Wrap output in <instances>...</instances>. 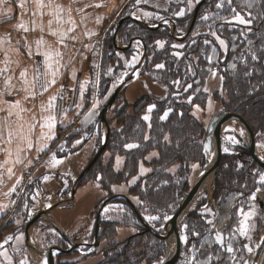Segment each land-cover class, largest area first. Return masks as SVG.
<instances>
[{"label": "crops", "instance_id": "0c3cea01", "mask_svg": "<svg viewBox=\"0 0 264 264\" xmlns=\"http://www.w3.org/2000/svg\"><path fill=\"white\" fill-rule=\"evenodd\" d=\"M185 1L186 6L183 9L185 8L193 16L197 3H193V6L188 8L187 0ZM19 2L20 0H8L7 3H0V37L10 33L12 48L19 49L18 52L9 51L7 58L4 52L0 50V69L5 67L8 69L7 72L0 74V92H4L6 77H12L11 84L13 85L11 94L5 93L0 96V108L5 109L0 111V137H2L0 138V205H7V208L0 210V244H3V247H0V264H15V262L21 260L29 261L28 264H41L27 251L25 232L20 227H23L38 211H46V215L61 226L66 236L74 238L81 245V248L88 249L92 245V242H90L91 235L93 232L95 234L97 211L100 209L102 202L108 198L109 193H111V196L128 197L136 208L139 203V195L134 194L133 190L141 182V186H144L154 169L173 177L180 171L181 161L176 158L168 160L167 154H165V151L168 153L167 148L170 146L179 145L177 136L175 137L173 132L174 135H171L167 131L160 132L157 135L154 133V136L151 135L155 114L158 113V122L167 123L173 120L174 107L171 101L182 102L189 105L190 114L197 122H202L209 115L206 120L208 126L210 118L219 111L216 110L218 101L215 95L223 91L224 79L221 82L220 77L223 74L217 69H213L216 72L215 77L212 76L211 72H208L202 90L205 100L204 102H197L196 95L194 93L190 94V88L188 87L187 93L176 91L170 93L169 98V86L162 79L165 67L164 69L156 68L157 64H163V62L156 63L149 73L143 72V66L147 61L146 44L140 36H133L127 41V38L121 35V26L123 23L128 22L127 27L140 24L151 30L166 26L171 30L173 26L175 30V20L172 17L176 11L170 10V4L176 2V0H141L140 4H136V0H52L54 5H61L65 8L63 14L65 20H67L68 15L67 9H72L71 16L76 26L73 32L68 33V38L64 40V44L58 42L59 38L57 36L50 34L47 27L48 21L53 19V30H66L72 27L71 24H57L55 19L48 14L52 11L49 8L43 9L44 15L41 16L36 9L34 0H27V11L18 6ZM43 2L47 4L49 0H43ZM131 3H134L135 6L132 7L133 5H131L132 8L129 10V4ZM85 5L92 6L85 7ZM95 5L101 6L96 7ZM207 7L209 6L207 5ZM9 8H11V12H8ZM77 9H83V11L78 12ZM32 12H36V15L33 16ZM144 12L151 13L152 16L143 17ZM128 16L130 18L121 24L114 42L113 38L118 21ZM137 16L142 18L137 19ZM157 16H162L164 19H157ZM97 18H99V22H97ZM33 20L37 24L42 23L44 25L43 32L39 28L32 30ZM21 21L26 24L29 31L25 32L23 29L16 27ZM165 21H168V23H165ZM89 33H95V35H89ZM106 33L112 36L111 39L116 52L119 51L125 58H119L121 64L119 71H117L119 67L117 63L112 65L111 61H109L111 66H105L103 69L99 68L100 55L97 44L103 40ZM41 37L46 42L41 46V52L48 49L53 51V56L49 61L52 64L51 69L45 65L44 56L36 54V41ZM71 37H75V39ZM185 37L186 34L183 37H177L175 42L180 44ZM132 39H134V42L131 47L126 48V45ZM136 40L141 41L139 46L135 44ZM17 41L20 43L17 44ZM25 43L31 46L33 55H28V48L24 46ZM65 44L67 47L64 46ZM8 47L7 44L2 46L5 49ZM56 51H59L60 56L54 54ZM128 51L132 53L129 58L125 55ZM144 52L145 57L143 59ZM6 59L9 61L7 64L5 63ZM127 63L128 65H126ZM132 64L134 65L132 66ZM37 65H40L41 71L45 73V81L52 79V72L54 71L56 82L49 86L47 91L43 92H41L39 82H36L34 86L30 84V92L36 93L33 96L23 90L24 84L20 79V72L26 68L28 72L27 79L31 82ZM73 73H75V76H73ZM81 86H83V95H81ZM118 86H122V89L115 99L116 103L113 104V109L115 106L117 107L118 101L121 99L126 107V112L133 114L134 103L138 99L143 96L151 99L140 114L142 123L138 125L140 133L124 141L119 146L118 151L110 152L111 170L115 175H125V179L121 182L111 183L109 189H105L101 186V176L99 174L95 179L79 185L80 181H77V179L97 151V141L99 140V144H101L104 138L100 119L96 120L98 116L96 112L103 103L105 105ZM186 91L183 90V92ZM26 96L27 99H25ZM53 96L56 97L52 101L54 106L48 107L50 98ZM16 100L20 101V106L24 111L11 109L13 114L9 116L8 105L4 104L3 101L14 102ZM162 101H165L164 106L159 109L160 106L157 105V102ZM152 105H155V107L149 112L148 108ZM165 112H168L167 118L161 119ZM106 114L108 115V113ZM107 115H105V125L108 128V136L110 129L122 130L123 124L121 123L119 127H116V122L113 121V128L108 123ZM47 116L54 117V120L51 121L54 127L51 129L41 127L42 124H45L44 117ZM145 116H148L149 119L144 120L143 117ZM178 116V118H181L180 110H178ZM30 125H35V127L30 128ZM9 129L15 133L11 145L6 142ZM101 130L102 134H100ZM21 136L25 139H21ZM49 136L52 138L48 139ZM165 136L168 137L167 141L164 139ZM206 136L207 131L203 139L202 152L204 157L209 156V153L204 151ZM173 137L174 141L176 140L174 144ZM29 141L33 145L31 149L28 148ZM77 141H80V143H77ZM150 141L155 145L149 147ZM127 144L138 146L128 149L126 148ZM18 147L20 148L19 153H17ZM39 148H43V151H38ZM6 149H10L11 154ZM153 153L157 155L154 156ZM54 154L55 158L61 161L55 165L53 164ZM102 154L100 156H103ZM18 156L21 161L19 163L16 162ZM141 165L147 170L144 173L140 171ZM9 168L12 170L11 176L8 173ZM199 168L192 174L193 180ZM44 177H48V179H44ZM18 180L19 183H17ZM133 180H135L134 183ZM13 187H15V191H11ZM26 199H31V202L28 204ZM117 200L123 199L117 198L105 204L100 218L120 223L121 218L115 217L118 212L113 205L117 203L125 207L126 205L116 202ZM17 204L21 205L22 211L24 210L25 215L23 217L25 219L21 223L8 226L12 223L13 217L16 216ZM49 204L51 207H48ZM256 206L264 214V211L257 204ZM110 207L116 213L110 212L108 214ZM243 209L252 210L249 206ZM242 218V216L238 217V227ZM249 224L256 226L251 221ZM50 227L55 229L57 234L59 232L63 235L45 220H40L30 230L31 238L42 248L44 246L38 241L36 229ZM259 227H254L249 233L250 235L254 233L255 240L252 236V239L248 240L239 235L241 238H245V240L242 239L246 241L245 243H249V246L254 248V252L259 253L255 256L253 264H264V246L261 249L255 248V245L260 242V236L264 235V227H261L262 229ZM137 232H139L137 226L126 221L116 226L115 239L120 241ZM77 235H82L83 239H77ZM8 236H12L13 239L5 244L4 240ZM17 237L21 238L17 239ZM102 244L99 242L96 251L102 247ZM5 252L7 256L3 255ZM95 252L84 254V258L81 257L82 254L77 253L80 255L77 264H86L90 259H94L91 264L97 262L101 257ZM259 256L260 260L258 259ZM247 257H249V253L246 254L245 258Z\"/></svg>", "mask_w": 264, "mask_h": 264}, {"label": "rangeland", "instance_id": "374dc122", "mask_svg": "<svg viewBox=\"0 0 264 264\" xmlns=\"http://www.w3.org/2000/svg\"><path fill=\"white\" fill-rule=\"evenodd\" d=\"M218 2H219V0H212V2L209 5V7H205V8L202 9V11L200 12L199 17H198V21H197L198 24H197L196 28L194 29L193 33L191 35H189L188 39L184 40L180 44L175 42V41H176L177 37H183L187 33V32H185V27L188 24V19H189V16H190V12H187V10L185 8L183 9V7L186 6L185 5L186 4L185 0H176V2H171L170 10L173 9L177 13L181 9H183L185 14L183 16L174 15L172 17L175 20V30H174L175 34L174 35H172L171 34V30H169V35H171V36L168 37L167 35L164 34L165 30H163V28H160L161 29V33H159L158 37L155 38V40H151L148 37L149 40L147 41L148 44L146 46L147 61L145 62L146 64H144V66H143V72L150 71L148 69V67L152 68L154 65H156V63L152 64V61H155L157 59H162L163 57H166V56L174 57L175 59H180V58L182 59V56L186 55V53H190V50L192 48L193 40L196 37H198V36H202V37L205 38V40L209 41V43L208 44H203V46H205V47H203L201 50H199V52L202 53L201 56H200V60L198 61L197 57H195V60H197L201 64H204V68L202 69V71L205 73L204 81H205V77L207 76V73L209 72L208 71L209 68L219 70L220 72H222L223 76H224V74L232 76L233 74H236V72L238 71V64H243L244 65V66H240L239 67L240 70L242 69V67L245 70L255 69L256 73L254 71V73H253L254 77L255 78L262 77V75L264 74V70L262 68L254 67L253 65L250 66V64L247 62V69H246L245 68V62L242 61L241 58H235V59L231 58V59L227 60V65L220 64L221 60H223L224 58H227V54L229 53V50H228L229 47L225 51V49H223L219 45L218 41H217V43H218L217 47H215V45H213V43H215L214 40L216 39V36H219V37L221 36L223 39H225L226 43H227L226 39H228L229 41L233 40L234 44H232V45H235V47H234L235 50H234V48H232V50H234V52L237 53V48L238 47H237L236 44L239 43V39L240 38L243 39V40L247 39V35H249V38H251V39H252L253 36L256 37L255 34H253L251 31L250 32L248 31V26L247 25H240L238 22H235V21H233L232 23H228V21H232V18H233V15H234V13L231 12V8H236L237 11H239L242 15L245 16V19L249 18L247 16V12H251L253 16H256L255 12L256 13L263 12L264 5H262V4H264V0H249V2L252 3V5H253L251 8H248L246 4L242 3V0H232V5L231 6H229L227 4V0H225L224 7L221 8V9H217L215 5ZM131 5H133L132 7L135 6L134 3L129 4V10H131V8H132ZM165 15H167V14H165ZM197 15H198V13H197ZM205 15L209 16L208 20H203L202 19V17L205 16ZM132 27L133 28H131V31H129V32H131L132 35H134L135 33L143 34L142 30L136 28L137 25H134ZM229 28H230V30H229ZM213 32L216 33V36L212 35ZM231 32H232V34H231ZM238 33H243L240 36V38H239V34ZM227 34H230V35H227ZM109 36L110 35H108V33H106L104 35V37H103V40L97 44V47H99L98 52H99V55H100L99 68L103 69V68H105V66L106 67L111 66L109 64V61H111L112 65H115V63H117V65L119 66L117 71H119L121 69V67H120L121 64L119 62V58L120 57L124 58V57H123L122 54H120L119 51L116 52L115 48H113L110 45ZM186 36H187V34H186ZM233 38H235V39H233ZM157 41H160L163 44V47L159 46L157 44ZM254 42L255 41H252V45H254ZM173 45H184V47L183 48H174ZM227 45H228V43H227ZM213 48H215V49L217 48L215 55L213 54ZM219 49H221V51H219ZM251 50L254 51L255 48H252ZM168 52H169V55H168ZM248 52H249V49L246 50V52L242 53L245 58L247 57V55H249ZM176 53H181V55L178 56V55H176ZM131 54H132L131 51H128L127 53H125L127 58H129L131 56ZM239 56H241L240 52H239V55L237 57H239ZM209 57H211V62H209V59H208ZM220 57H222V59ZM124 59H123V61H124ZM246 60H247V58H246ZM180 61H182V60H180ZM233 62H235L236 65H237V70L236 71H234L232 68L229 67V65L231 63H233ZM121 63L123 64V62H121ZM160 64H162V63H160ZM163 64L165 65V63H163ZM126 65H128V63ZM133 65L134 64H132V66ZM174 65L175 64H173L172 68L174 67ZM197 67H198V65H197ZM145 68L148 69V70L146 71ZM173 69H175V67ZM175 70H177V69H175ZM168 71L169 70H166V74H168ZM191 72L193 74V72H194L193 69H192ZM181 76H183V77L180 78V73L177 74V72L175 73V71H174L172 73V77H171V80H176V81L179 80L178 87L179 88H183L180 93H187L188 90L186 92H183V90L187 89L188 85H191L190 94L194 93L196 95V97L198 98V100L201 101L202 100V94L199 95V91L202 92L204 83H202V85L196 84V82L192 80V77L190 75V76H188L190 78L189 81H187V79H186L187 84L184 85L185 75H181ZM242 79L246 80V83H247V79L248 78H246L244 76ZM250 80H249V83L245 84V87H246V90L248 91V93L251 91L253 86L264 85V82H263L264 78H262V81H259V82H252ZM175 86H177L176 83L174 84V87ZM184 96H186V95H184ZM215 98L218 101V107H217L216 110H219V111L220 110H224L226 105L228 106L229 101H230L229 97L226 95V92L224 91V88H223V91L221 93H219V94L217 93L215 95ZM114 103H116V100L114 101ZM113 104H112V106H113ZM122 105H123V103H122V101L120 99L118 101V104H117L118 109H117L116 106L114 107V109L111 106V108L107 112L108 115L106 114L107 117H108L107 118L108 123L112 127H113V124H114L113 121L116 122L115 123L116 127H119V124L117 123L116 118H117V114H119L118 110L122 107ZM103 106H104V103H103V105L101 107L98 108V111L96 112L97 114L100 113L101 108ZM115 112H116V114H115ZM235 113H236V115H238L240 117L241 113H239V112H235ZM121 118H122V116L120 117V120H121ZM181 118H184V120H189L190 119V118L186 117L185 114H182ZM208 118H209V115H208V117H205L202 122H200V123L197 122L196 124L193 125V130H194L195 133L193 132V136L192 137H195V138L198 137V133H199L200 136L202 134H205V131H206V128H207L206 120ZM253 123L257 124L256 122H253ZM261 123L264 124V118L262 119ZM232 127L233 126H231L230 129H232ZM261 128L262 127H260V123H259V125H256V132L257 133H254L252 131V135H253V140L255 142L256 147L259 148V150L261 152H264V148L260 147L261 144H264V129H263L264 127L262 128L263 131L259 132V129H261ZM102 130L104 131L103 126H102ZM102 130H101L100 134H102ZM236 132H237V130L236 131H229L227 129V130L223 131V133H222L221 151L223 152V154H225V155L227 154L228 157H229V155H236V149L234 148V145L236 146L237 144H232L230 141L226 140V137L227 136H234L236 139L238 138L239 140L238 139L237 140L241 143V141H240L241 139H240L239 135H237ZM107 141H108V139H107ZM97 142L98 143H97L96 147H97V150H98V148L100 147L99 145H101V144H99V140ZM225 147H227L229 149L228 152L224 151ZM110 148H111V144L109 145L108 149H105V148L103 149V151L101 152V153H103L102 154L103 156H101L100 164L98 166H95V165L93 166V172H92L93 179H95L99 175V174L98 175L96 174L99 170L101 171V170H103V168L105 166H109V158H110V152H111ZM186 152L190 156L188 157L187 161L185 160V158H183L184 161L181 162V163L184 166L181 167L180 175L178 173V174L174 175V177H170L167 174L159 172L155 179H152L150 182H145L144 186H141L142 185V182H141V183L138 184L139 188L138 189L136 188V190L134 189L135 190L134 192L136 194L143 195V196H145L144 195V191H145V189H147L150 192V195L145 197V199L148 202H150V203L152 202L153 204H155V206L160 207L161 209L166 207V209H165L166 211H163V213L160 214L161 218L158 219V220H155V221H149V220H147L145 218L147 215H157V213H156L157 210H155L154 207L149 206L147 211H145V207L143 206L142 207V213H141V211L139 212L140 215L144 218V220L150 226H152L154 228H157V227L159 228V227H161L164 224V222L167 220V219H164V216L169 217L177 209L178 204L182 200L183 196L185 194H187V192L190 190L189 189L180 198V200L177 201L178 203H176V206L173 207V206L169 205L173 201L172 197L173 198L176 197L175 193L177 191L179 193H180V191H182L181 185L183 183H185V184H187V188L188 187L191 188V186L193 184L192 182L194 181L192 174H194L195 170L198 167L201 168V167L205 166L208 163V161L211 159V157H212V150H211L210 153H209V156L204 157V161L200 162L198 160L199 157H198L197 153H194V151L191 153V152H188L187 150H185L184 152H181V153L182 154H186ZM251 159H252L251 162L255 161V160H253V157ZM245 160H247V159H245ZM193 165H196V167L194 168ZM240 165H242L241 162L239 163V167H240ZM257 166L259 167V170L256 172L257 177L255 179V189L257 187H261V189H262V188H264V185H261L259 183V174L260 173H264V164H258ZM255 170H256V168L253 167L251 172L253 173ZM185 173H186V175H185ZM165 182H167V187L161 188L160 186L166 185ZM82 184H84V183H82ZM175 190H176V192L172 194L171 191H175ZM206 198H207L206 192L203 191L202 194H201L200 201L204 200ZM140 199H141L140 201H143V199L141 197H140ZM242 199H246L243 202L247 201V197H244L243 195H241V196L240 195H238V196L234 195V196H231V197H229L227 199V203H226V206L224 208V214H223V216L221 218V222L218 223V225L220 224V228H223V229L226 228L230 224V223L228 224V222H231V221L233 222L232 226L234 224H236L234 227H238L237 220H238L239 215L237 213H238V210L240 208L239 204L243 203V202H240V200H242ZM26 202L29 204L31 202V199H26ZM214 202H215V200H214ZM248 202H249V200L246 202V204ZM252 202L255 205V208H254L255 215L252 218L249 219L248 223H250V221L254 222L256 224V226H257V227L255 226V228H258L259 226H260L259 228H261L263 226L264 214L261 211L258 210V208L256 206V201H252ZM217 203L216 202L214 203L215 206L212 204L214 208L211 207L210 204H208V205L204 204V206L207 205L208 209H211V212L215 213L217 215V206H218V205H216ZM139 204H141V203H139ZM243 205L244 204H241L240 206H243ZM20 206L21 205L17 204V206H16L17 207L16 216L13 217V220H11L12 223L7 222L8 224L10 223L8 226L14 225L15 223H17V221H19V223H21L25 219V217H23L25 215V212H24V210L23 211L21 210ZM200 206H203V205H200ZM113 207H114V209L117 210L118 214L111 207H110V209L108 211V214L110 212H115L116 213L115 217H120L121 218L120 223H118V224H123V222L129 221V224H135V226H136V223H135V221H133L134 219L132 218V214H131V212H130V210L128 208H126L124 205H121L119 203L114 204ZM232 209L235 211V214H233L231 216V221H230L229 218H230V212L232 211ZM203 211H204V209L200 210V212L199 211H194V212H197L198 215L201 216V212H203ZM248 211H250V210H244V212H248ZM126 216L128 218H126ZM186 217H185V219H186ZM123 219H124V221H122ZM207 219H213V216L209 214L207 216ZM187 220L188 219L184 220L182 222V224L180 225V228H179V236H180V241H181V250H183V252H182V257H180V254H179V258L177 259L175 264H189V261L191 260V257H192V254H193L192 253V246L195 245L196 248L200 249V244L202 242V238L205 236L203 231H205V229H207V224L205 222H203V223L194 222V221H192V218L189 221H187ZM214 221H215V219H214ZM185 224L188 225L187 229H185V227H184ZM234 227H232V229ZM51 229H52V227L46 228V229H36V235H38V241L41 242L43 244L44 248H46V249L52 247V248L58 250L59 246L62 245V247H64L61 250H64L62 253H64V252L65 253L60 255V256H58L59 254H56L55 258H53L54 260L52 259L53 260V264H77L78 263V257L80 258L81 254H82L81 257L84 258V254L85 253H81L79 250H85V249H83L81 247L79 248V250L71 249V246H72L71 242L66 237L65 238L67 239V241H65V239L60 236L59 232H58V234H57V232L54 233V232L50 231ZM232 229L230 231H232ZM193 231H197L201 235L200 236H194L192 234ZM185 235L188 236V242L187 243H185L183 241V239H182V237H184ZM251 236L254 237V240H255L254 233ZM76 237H77V239H83L82 235H77ZM261 237H264V235L260 236V238ZM210 238L213 240L212 236ZM71 239L76 242V240L74 238H71ZM242 239L245 240V238H243V237L241 238L239 236V234L236 233V237L233 240V243H235L237 245V249H240V252H238L236 255L234 253V255L236 256L237 260L235 262H233L230 259V256H229V259L224 261L223 264H242L243 260H245L246 254H248V252H246V249H244L243 244L240 245V243H245L246 242L244 240L242 241ZM88 240H90V239H88ZM228 240L226 242H228ZM102 241H105V240H102ZM141 241L142 242L138 243L139 245L132 247L134 253H137V255H136L135 259L131 260V262H130L131 264H147L148 263V259L146 258L145 251H144V247H146L145 239H142ZM160 241H162V240H160ZM90 242L93 243V241H90ZM104 243H107V241L103 242V244ZM213 243H212L211 247H209L208 245H205L204 248L200 249V251L196 253L197 258L198 259L201 258V253L215 252V250H214L215 248L213 246ZM57 245H59V246H57ZM73 251H76V252L80 253V255L77 254V253H73ZM165 252H166V249H165ZM97 255H99L101 257V253H98ZM161 258L162 257H160V259ZM258 259L260 260V256H259ZM159 260H157V261H155L153 263H150V264H156ZM88 261L89 262H87L86 264H91L94 261V259H90ZM27 262L29 263V261H27ZM96 263L97 262H94L93 264H96ZM215 263H216V260L214 259L212 264H215ZM15 264H20V262L19 261L17 263L15 262ZM251 264H253V263H251Z\"/></svg>", "mask_w": 264, "mask_h": 264}, {"label": "trees", "instance_id": "16d2710c", "mask_svg": "<svg viewBox=\"0 0 264 264\" xmlns=\"http://www.w3.org/2000/svg\"><path fill=\"white\" fill-rule=\"evenodd\" d=\"M211 2H212V0H207L206 2H204L201 5V7L198 10V15L196 16L195 22H194L190 32L187 34V36L185 37L184 40L188 39L189 35H191L193 33L194 29L196 28V26L198 24L197 21H198V17H199L200 12L202 11L203 8L207 7V5L209 6L211 4ZM262 5H264V4H262ZM262 13H264V8H263V12H260V13L255 12V15H256L255 17H257V19H255L253 21V23L250 26H248V28L249 27L251 28V32L253 34H255L256 37L253 36L251 39V38H249V35H247V39L243 40L240 38L242 33H238L240 39H239V43L236 44L238 47L237 53L234 52L235 48H234V50H232V48H233L232 44H234L233 43L234 41L233 40L229 41L228 39H226L227 43L229 45L228 46L229 47L228 48L229 53L227 54V58H224L223 60H221L222 57H220L221 58L220 64L227 65V60H229L231 58H241V56L237 57L239 55V52L242 55V53L246 52V50H248V49L251 50L252 48H255L254 51L256 52V54L258 56H260L259 62L252 61L250 58V55H247L246 62H248L250 64V66L253 65L254 67L262 68L264 70V53L259 51L261 48H264V40H263L264 39V16H262ZM191 20H192V13L189 16L188 24L185 27V32L188 30L189 25L191 23ZM127 24H128V22H125L121 26V35H123L124 38H127V41L133 36H140V37H142V39L144 40V42L147 46V44H148L147 41L149 40V38L151 40H155V38L158 37L159 33H161L160 28L151 30V29H147V28L143 27L140 24H136L137 25L136 28L142 30L143 34L135 33L134 35H132L131 32H129V31H131V28H133V27H127ZM161 28H163V30H165V32H164L165 35H167L168 37L171 36V35H169V29L167 27H161ZM229 30H230V28H229ZM231 34H232V32H231ZM227 35H230V34H227ZM111 37L112 36H109L110 45L114 48L113 41H112ZM220 38L223 39L221 36H220ZM223 40H225V39H223ZM247 40L255 41L254 45H252V44L249 45L247 43ZM193 41H195V43L192 42V48L190 50V53H186V55L182 56V59L181 58L175 59L174 57L166 56V57H163L162 59H157L158 61L157 60L152 61V64L153 63L155 64L158 62H163V61H164L163 63H165L166 69L164 71V75H163L162 79L169 86V98H170V93L172 94L176 91L181 92V90L183 89V88H179L178 84H177V86L174 87V84H175L174 81H176V80H171L172 73L174 71H175V73L177 72V74L180 73V78L183 77L181 75H185L184 85H186L187 81H189L190 78L188 76H190V75L192 77V80L195 81L196 84L202 85V83H204L205 73L202 71V69L204 68V64H201L198 61L200 60V56L202 54L201 52H199V50H201L203 47H205V46H203V44H205L204 43L205 38L202 36H198ZM214 41H215V43H213V45H215V47H217V45H218L217 40L215 39ZM219 51H221V49H219ZM248 54H249V52H248ZM168 55H169V52H168ZM195 57H197L198 61L195 60ZM180 60H182V61H180ZM173 64H175L174 67L177 70L173 69L174 67L172 68ZM189 65H191V70H189ZM197 65H198V67H197ZM240 66H244V65L238 64V71L236 72V74H233L232 76L224 74V91L226 92V95L230 99L228 106L226 105L224 110L229 111L235 115H236L235 112L241 113L242 116L240 115V117L243 118L247 123H249V125H250V127L254 133H257L256 132V125H259V123H260V127H262V128L264 127V124L261 123L262 119L264 118V86L259 87V89L256 92H253L252 95H249L248 91L246 90V87H245V84L249 83V80L247 79V83H246V80L242 79L244 77L243 72L245 71V69L242 67V69L240 70V68H239ZM148 69L150 70L152 68L148 67ZM148 69H146V71ZM192 69L195 73L194 76L191 72ZM166 70H169L168 74H166ZM255 73H256V70H255ZM262 78H264V74L262 75V77H259V78H255L253 75L251 77L250 81L259 82V81H262ZM186 79H187V81H186ZM177 81H179V80H177ZM200 94H202V100L199 101L198 98L196 97V101L197 102H204L205 95L203 92L199 91V95ZM150 100L151 99L147 96H143L140 99H138L136 101V103H134V113L133 114H128L126 112L125 105H122V107L118 110L119 114H117L116 121L118 124L122 123L123 128H122V130L110 129L108 141L106 143L105 149H108L109 145L111 144L110 150L111 151H118L119 146L124 141H126L127 139L132 138L133 136L138 135L140 133V131L138 129V125L142 124L140 114L144 110L146 104H148V102H150ZM171 102H172V105L174 107V114L172 116L173 120H170L169 122L163 124V123H160L157 121L158 120V113L155 114V116L153 118L151 135L154 136V133L157 135L160 132L163 133V131L164 132L167 131V132H170L171 135L175 134V137L177 136L176 138H178L179 145H175V147L170 146L169 148H167L168 153L165 151V154H167L168 160L171 158H176V159L180 160L181 162H183L184 161L183 158H185V160L187 161V159L190 155H188L187 152H186V154L181 153V152H184L185 150H187L188 152H191V153L193 151H194V153H197L198 157H199L198 160L200 162L204 161V155H203L202 149H203V139H204L205 134H202L200 136L198 133V137H196V138L192 137L193 132H194L193 125L197 123V120H195V118H193L192 115L190 114L189 105L184 104L182 102H175V101H171ZM163 103H165V101L157 102V105L159 104V106H160L159 109H162V106H164ZM178 110H180L182 112L181 117H182V114H185L186 117L190 118L189 119L190 121L184 120V118H178L179 117L178 116ZM115 114H116V112H115ZM121 116H122V118L120 120ZM253 122H256L257 124H254ZM262 128L259 129V132L263 131ZM206 131H205V133H206ZM175 141H174V137H173V144L175 143ZM148 145H149V147H151L152 145H155V144L152 141H150ZM240 149H244L242 155H238V154L237 155H229V157H228L227 154L226 155L223 154L221 156V159H220L219 168H218L216 181H215L214 192H213V199L215 200L216 203L218 202L217 205L219 207L221 218L224 214V208L226 206L227 199L229 197L234 196V195L238 196L241 193H243V196L246 197L249 193H251V191H253L255 189V179L257 177L256 172L259 170V167L257 166L255 161L254 162L252 161L253 163L251 162L252 157H251L250 153L248 152V150L244 146L241 145ZM163 153H164V151H163ZM244 158L247 160H245ZM100 159H101V156L98 157V159L94 162V164L91 166V168H89V170L85 173V175L80 179L79 184L86 183L87 181L93 179V177H92L93 166L94 165L98 166L100 164ZM111 161H112V159L110 158L109 166H105L103 168V170H101V171L99 170L96 173L97 175L100 174V176H101L100 183H101V186L105 189H109V185L111 183L121 182L125 179L124 178L125 175H123V174L122 175H115L113 173V171L111 170ZM240 162L242 163V167H241V165L239 167ZM183 166L184 165H181V167H183ZM253 167H255L256 170L252 173L251 170ZM159 172H162V171H157L154 169L153 173L148 177V181H146V182H150L152 179H155ZM180 172H181V168L179 171V175H180ZM162 173H164V172H162ZM164 174H166V173H164ZM185 175H186V173H185ZM168 176H170V175H168ZM170 177H173V176H170ZM165 183H166V185H162L160 187L161 188L167 187V182H165ZM138 188L139 187H137V189ZM181 189H182V191H180V193L178 191L176 192V190L171 191L172 194L176 192L175 193L176 197L175 198L172 197L173 201L169 205H171L173 207L176 206V203H178L177 201L180 200V198L190 189V187L187 188V184L183 183L181 185ZM135 190H133L134 194H136L134 192ZM136 195H138V194H136ZM109 196H111V193L108 194V197ZM140 197L143 199V201L146 200L145 199L146 196L139 195V200H141ZM204 201H205V199L202 200V202H204ZM116 202L124 203L126 205V207L130 210V212L132 214V218L134 219L133 221H135L136 226H137V230L139 232L129 236L126 239L117 241L115 239V236H116V226L118 225V222L111 221V220H105L103 218H100V222L98 225V231H97V239L101 243H103L105 241H107V243L102 244V247L98 251H96V253H101V258L97 261L96 264H131L130 263L131 260L135 259L136 255H137V253H134L132 247L139 245L138 243L142 242L141 241L142 239H145L146 247H144V251H145L146 258L148 259L147 264L153 263V262L159 260L160 257H163V255L165 254V249H166L164 242L160 241L155 236H153L151 233L146 231L144 224L140 221V219L137 217L134 209L132 207H130L129 204H127L124 200H117ZM149 206L154 207V209L157 210L156 211L157 215H159V216L161 213H163V211H166L165 210L166 207L161 209L160 207L155 206V204H153L152 202L151 203L149 202L148 207ZM142 207H143L142 204L138 203L136 205L137 210L139 212L141 211V213H142ZM233 214H235V211L232 209V211L230 212V218H229L230 221H231V216ZM126 218H128V217L126 216ZM191 218H192V221H194V222H200V223L204 222L202 220L201 216H199L198 213L194 212V211L190 212L186 217V219H188L187 221L191 220ZM221 218H220L219 222H221ZM232 223H233L232 221L228 222L229 225L227 224L228 226L226 228H224L223 231L230 233L231 232L230 230L232 229V227H234L236 225V224H234L232 226ZM93 235H94V232L91 235V241L93 240ZM60 236L62 238H64L65 241H67V239L63 235L60 234ZM102 240H105V241H102ZM240 245H242V243H240ZM57 246H59V245H57ZM213 246L215 248L214 249L215 252L216 251L220 252V260H221V261L220 260L216 261L215 264H223L224 261L229 259L230 254H228L226 251H223L220 246H217L214 243H213ZM58 248L61 250L64 247H62V245H61ZM64 253H60L58 256H60ZM73 253H78V252L73 251ZM205 253H207V252H205ZM202 258L204 259V256L201 254L200 259H202Z\"/></svg>", "mask_w": 264, "mask_h": 264}, {"label": "snow or ice", "instance_id": "6c2138e0", "mask_svg": "<svg viewBox=\"0 0 264 264\" xmlns=\"http://www.w3.org/2000/svg\"><path fill=\"white\" fill-rule=\"evenodd\" d=\"M7 2H8V0H0V3H7ZM26 2H27V0H20L19 5H18L21 9H24L25 11L28 10L26 8ZM34 2L36 4V9H37V11L40 12L41 16L44 15L43 9L49 8V9H52V11H50L48 14L55 19V22L57 24L67 23V24H71L72 25V27H69L66 30H62V29L53 30V28H52L53 19H49V21H48L47 27L49 29L50 34L53 35V36H57L59 38L58 42L61 43V44H64V40L66 38H68V33L73 32L75 30V26H76L75 21L72 19V16H71L72 9L71 8L67 9V14L68 15H67V20H65L64 16H63V14L65 12V8L63 6L54 5L52 3V0H49V3H47V4H45L43 2V0H34ZM199 2H200V0H187V6H188V8H191L193 6V3H197L198 4ZM140 3H141V0H136V4H140ZM242 3L246 4L248 8H251L253 6L252 3L249 2V0H242ZM227 4L229 6H231L232 5V0H227ZM224 5H225V0H219V2L215 6H216L217 9H221V8L224 7ZM91 6L92 5H85V7H91ZM95 6L96 7H100L101 5H95ZM77 11L78 12H82L83 9H77ZM8 12H11V8L8 9ZM231 12L234 13V15H233L232 21H228V23H232L233 21H235V22H238L240 25L250 26L253 23V21L255 19H257V17L253 16L251 12H247V16L249 17L248 19H245V16L242 15L239 11H237L236 8H231ZM184 14H185V12H184L183 9H181L179 12L175 13V15H177V16H183ZM32 15L35 16L36 12H32ZM151 16H152L151 13H148V12H144L143 13V17H151ZM262 16H264V13H262ZM136 18L137 19H141L142 17L137 16ZM156 18L157 19H161V20L164 19L162 16H157ZM82 19H83V17H82ZM202 19L203 20H208L209 16L205 15V16L202 17ZM97 22H99V18H97ZM165 23H168V21H165ZM32 24H33V28H32L33 31L36 28H39V30L41 32L44 31V25L42 23L41 24H37L35 22V20H33ZM16 27L19 28V29H23L25 32L29 31V28L26 26V24L23 21H21ZM248 31L249 32L251 31L250 27L248 28ZM89 35H95V33H89ZM212 35L216 36V33L213 32ZM71 38L75 39V37H71ZM216 39L219 42V45L223 49H225V51H226L227 48H228V45H227L226 41L221 39L219 36H216ZM233 39H235V38H233ZM25 41H26V38H25ZM19 43L20 42L17 41V44H19ZM45 43L46 42L44 41L43 37H41L39 40L36 41V46H37L36 54L37 55H43L44 58H45V60H44L45 65L47 66V68L51 69L52 64L49 61L51 60V58L53 56V51L51 49H48V50H45V51L41 52V50H40L41 46L44 45ZM193 43H195V41H193ZM204 43L208 44L209 41L205 40ZM247 43L249 45H251L252 41L251 40H247ZM5 44H7L9 46L6 49L2 48V46L5 45ZM135 44L139 46L141 44V41L136 40ZM157 44L160 45L161 47H163V44L160 41H157ZM24 46H26L28 48V55L29 56L33 55L32 50H31V46L27 45V43H25ZM64 46L67 47L66 44ZM173 47L174 48H183L184 45H173ZM234 47H235V45H233V48ZM0 50H2L4 52V55H5L6 58L8 56V52L9 51H13V50L17 51V52L19 51V49H13L12 46H11V34L10 33H8L4 37H0ZM259 51L264 53V48H261ZM54 54L56 56H60L59 51H56ZM213 54L214 55L216 54V49L215 48H213ZM176 55L179 56V55H181V53H176ZM249 55H250V58H251L252 61L259 62L260 56H258L255 51L249 50ZM208 59H209V62H211V57H209ZM134 60H135V58H134ZM241 60L245 62V68L247 69L246 58L243 56V54L241 55ZM8 62L9 61L6 59L5 63L7 64ZM57 63H58V61H57ZM164 67H165L164 64H157L156 65L157 69H164ZM229 67L232 68L234 71L237 70V65H236L235 62L231 63L229 65ZM189 70H191V65H189ZM7 71H8L7 67H5L4 69H0V74H2L4 72H7ZM208 71L211 72L213 77L216 76V72L212 68H209ZM254 71H255V69L245 70L243 72V75L250 80L251 77L253 76ZM44 75H45V73H43L41 71L40 65H37L36 68H35V75L33 77V80L30 82L27 79V76H28L27 69L25 68V69L21 70L20 79L23 81V84H24L23 90L25 92H29L30 95L34 96V95H36V93L35 92H30L29 85L31 84L32 86H34L36 82H39L41 92L47 91V88L49 86H51L52 84H55V82H56V80H55L56 73L54 71L52 72V79L50 81H45L44 80ZM125 75H127V73H125ZM193 75H195L194 72H193ZM73 76H75V73H73ZM11 79H12L11 76H8V77L5 78V89H4V92H0V96H3L5 93L11 94V90L13 88V85L11 84ZM220 79H221V82H222L224 77L221 76ZM174 83L179 84V81H174ZM261 86H264V85L253 86L251 91L248 94L252 95L253 92L257 91L258 88L261 87ZM188 87L190 88L191 85H188ZM186 90L187 89H185V91ZM81 95H83V86H81ZM25 99H27V96L25 97ZM55 99H56L55 96L50 98L48 107H53L54 106L52 104V101H54ZM3 103L8 105V115L9 116H11L13 114L11 109H20L21 111H24V109H22L21 106H20V101L19 100H16L14 102L3 101ZM154 107H155V105L150 106L148 108V111L151 112ZM4 110L5 109L0 108V111H4ZM167 116H168V112H165L164 116H162L161 119H166ZM143 119L144 120H148L149 117L145 116V117H143ZM44 120H45V124L41 125L42 128L43 127H47L49 129H51L52 127H54V125L51 123V121L54 120V117L47 116V117H44ZM29 127L32 128V127H35V125H30ZM229 131H234V130L233 129H229ZM14 134L15 133L12 130H10V129L7 131V141L6 142L9 145H11V143H12V138H13ZM240 134L243 135V129H241ZM42 136H43V133H42ZM0 138H2V137H0ZM47 138L51 139L52 137L49 136ZM21 139H25V137L21 136ZM145 139H147V137H145ZM164 139H165V141H167L168 137L165 136ZM226 140L230 141L232 144H238L239 143V141L234 136H227ZM77 143H80V141H77ZM32 146L33 145L31 143V141H29L28 142V148L31 149ZM137 146L138 145H135V144H127L126 148L132 149V148L137 147ZM260 147L264 148V144H261ZM6 150L9 151V154H11V150L10 149H6ZM38 151H43V148H39ZM206 151H207V149H206ZM224 151L228 152L229 149L227 147H225ZM19 152H20V148L18 147L17 148V153H19ZM152 155L155 156L157 154L153 153ZM262 159H264V157H262ZM16 162L17 163L21 162L20 159H19V156H18ZM60 162H61L60 160H57L55 158V154H54L53 155V164L55 165V164H58ZM29 163H31V161H29ZM193 167L195 168L196 165H193ZM241 167H242V165H241ZM140 171H141V173H144L147 170L144 169L143 166L141 165ZM8 173H9V176H11L12 170L10 168L8 169ZM44 179H48V177H44ZM134 182H135V180H133V183ZM17 183H19V180L17 181ZM259 183L261 185H264V173H260L259 174ZM97 186H99V185H97ZM11 191H15V187H13V189ZM261 191H262L261 187H257L255 189V191L252 192L251 195L248 197V200L250 202L251 201H255L256 198H257V193H260ZM144 195L148 196V195H150V192L147 189H145ZM240 195H243V193H241ZM49 199H51V198L49 197ZM138 202L141 203L142 206L145 207V211H147L149 202L147 200H144V201H139L138 200ZM48 207H51V205L49 204ZM5 208H7V205H0V210H3ZM249 208L253 209V210H250L248 212H244L243 206H241L239 208L237 214L239 216H242L243 218L239 221V227H234L232 229V231L229 233V237L230 238H229V240L227 242V245L225 246L224 233L222 231L216 229L215 224H214V219H216V214L212 213L211 209H208L207 205H205L204 206V211L201 212V216L205 218V223L207 225H209L210 227L208 229H206V235L202 238V242L200 244V249L204 248L205 245H208L209 247H211L212 243L215 242V243L220 245V247H221V249L223 251H226L228 254H230V259L233 262H235L237 260V258L234 255V253L236 251H238V249H235L233 247L232 241L235 239L236 233H239L240 236H243V237L247 238L248 240L252 239V237H251V235L249 233H250V230L254 229L255 225L254 224L250 225L248 223V221H249L250 218H252L255 215V211H254L255 205L253 203H249ZM209 214L213 216V219H207V216ZM145 218L147 220H149V221H155V220L160 219L161 217L159 215H147ZM169 218L170 217L164 216V219H169ZM17 223H19V221H17ZM184 227H185V229H187L188 225L185 224ZM50 231H52L54 233L56 232L55 229H51ZM213 232H214V241L210 238L212 236ZM192 234L194 236H200L201 235L197 231H193ZM20 238L21 237H17V239H20ZM12 239H13L12 236H8V237L5 238L4 243L6 244ZM182 239H183V241L185 243L188 242V236L187 235L182 237ZM262 246H264V237H261L260 242L255 245V248L256 249H261ZM0 247H3V244H0ZM243 247H244V249L247 250V252L249 254L254 252V248L249 246V244H245V245H243ZM200 249L196 248L195 245L192 246V253L193 254H192L191 260L189 261V264H212V261L214 259L216 261L220 260V252L219 251L201 253L204 256V259H198L196 253L199 252ZM3 255L7 256V253L5 252V253H3ZM20 264H28V262H27V260H21ZM41 264H47V260L46 259L42 260ZM158 264H164V260L160 259L158 261ZM243 264H249V260H243Z\"/></svg>", "mask_w": 264, "mask_h": 264}, {"label": "water", "instance_id": "95a60500", "mask_svg": "<svg viewBox=\"0 0 264 264\" xmlns=\"http://www.w3.org/2000/svg\"><path fill=\"white\" fill-rule=\"evenodd\" d=\"M207 0H201L195 7V10L193 12L192 20L190 23V26L188 30L186 31L188 34L195 22L197 13L201 5L206 2ZM130 17H123L121 18L116 26V30L114 33V42L117 38V34L120 31V26L121 24L128 20ZM158 27V26H157ZM155 27V28H157ZM171 34L174 35V27H171ZM141 40V39H140ZM142 41V40H141ZM134 42V39H132L128 45H126V48L131 47L132 43ZM143 44V41H142ZM145 57V52L143 54V59ZM122 86H118L114 89L113 93L101 109L100 113L97 116V120L100 119V123L103 126L104 129V138L103 141L98 148V150L95 152L89 163L86 165L82 173L79 175L77 181H80V179L85 175V173L89 170V168L93 165V163L96 161V159L101 155V152L106 146L107 139H108V128L105 125V115L111 108L112 104L114 103L117 95L121 91ZM234 131L237 130V135L242 140L243 145L247 148L249 151L250 155L253 157V159L258 162L259 164H264V152H261L259 148L256 147L255 142L253 140V135H252V130L249 124L241 117L238 115H235L229 111L226 110H220L217 113H215L207 126V136L205 137L204 140V151L210 153L212 150V157L208 161V163L201 167L195 174L193 184L190 188V190L185 194L178 204L177 209L169 216L170 218L167 219L164 224L161 227L154 228L150 226L144 218L140 215L139 211L135 208V205L132 203V201L126 197V196H121V195H112L109 196L107 199H105L101 206L100 209L97 211L96 215V221H95V234L93 238V243L92 245L86 249V250H79L81 245L68 236H66L65 232L61 228V226L52 218L48 217L46 215V211H38L33 215V217L23 226L20 227V229H23L25 232L26 236V249L29 252L30 255H32L34 258L37 260L41 261L42 260H47V264H53L52 258L54 255L62 253L64 250H56L54 248H48L44 249L37 245L33 239L30 236V230L33 226H35L40 220H45L49 225L55 227L60 231L66 238L71 242L72 246L71 249L74 250H79L81 253L85 254H91L95 252L99 246V241L97 239V230H98V225L100 222V216H101V211L104 207L105 204L108 202L121 198L125 200L126 202L129 203V205L134 209L137 217L140 219V221L144 224L146 231L151 233L153 236H155L157 239L162 240L166 246V252L164 256L161 258L164 260V264H175L177 261L179 254H180V246H181V241H180V236H179V227L185 217L192 211H200L204 209V205L199 207V202L201 198L202 192H206L207 196V205L208 204H213L215 206V202L213 199V192H214V187H215V180L219 168V163H220V158H221V139H222V133L225 130H229L230 127ZM241 129H243V135L240 134ZM258 204V206L264 211V189L260 192L257 193V198L255 200ZM250 201L245 205V207L249 206ZM219 214V210L217 209V215ZM216 215V218H217ZM204 218V217H202ZM216 223V219L214 221V224ZM264 227V221H263V226ZM261 228V229H262ZM13 236V234H12ZM225 246L227 245V240L229 239V234L225 233ZM213 241H214V232H213ZM215 243V242H214ZM216 245L220 246L219 244L215 243ZM249 244V243H248ZM256 253L249 254L248 258H245V260H249V263H252L255 259ZM158 264V262L156 263ZM243 264V262H242Z\"/></svg>", "mask_w": 264, "mask_h": 264}, {"label": "flooded vegetation", "instance_id": "af4514ba", "mask_svg": "<svg viewBox=\"0 0 264 264\" xmlns=\"http://www.w3.org/2000/svg\"><path fill=\"white\" fill-rule=\"evenodd\" d=\"M238 139V138H237ZM241 139V138H240ZM239 140V139H238ZM241 141V143L239 142L236 146L234 145V148L236 149V155L238 154V155H242V153H243V151H244V149H240V146L242 145V146H244L243 145V143H242V140H240ZM245 147V146H244ZM246 148V147H245ZM247 149V148H246ZM249 152V151H248ZM221 156H222V153H221ZM221 159V158H220ZM254 160V159H253ZM254 162V161H253ZM256 163H258V162H256ZM259 164V163H258ZM262 189H264V188H262ZM255 190H253V191H251V193L252 192H254ZM251 193H249L246 197H247V201H248V197L251 195ZM201 199V198H200ZM246 199H242V200H240V202H243V201H245ZM246 201V202H247ZM246 202H243V203H240L239 204V207H241L240 205L241 204H244L243 206L245 207V205H246ZM252 202V201H251ZM207 203V198L205 199V201L204 202H202V200L199 202V206L200 205H204V204H206ZM253 203V202H252ZM256 204H257V202H256ZM210 205H211V207H213V205L210 203ZM217 205V204H216ZM258 205V204H257ZM243 207V208H244ZM214 208V207H213ZM260 208V207H259ZM217 209L219 210V207L217 206ZM200 212V211H199ZM201 218H202V216H201ZM220 218H221V216H220V211H219V214L217 215V218H216V223H215V227H216V229H218V230H222V232L225 234L226 232L225 231H223V228H220V224L218 225V223H219V220H220ZM202 220L205 222V218H202ZM219 226V227H218ZM210 226L209 225H207V229L209 228ZM204 232V234L206 235V229H205V231H203ZM212 238H213V234H212ZM230 238V237H229ZM233 243V242H232ZM245 244H247V243H243V245H245ZM233 247L235 248V249H237V245L235 244V243H233ZM239 250V249H238ZM182 252H183V250H181V246H180V257H182ZM238 252H240V251H236L235 252V255L238 253ZM256 252V251H255ZM255 252H253V253H255ZM259 253H257L256 252V256L258 255ZM179 258V257H178Z\"/></svg>", "mask_w": 264, "mask_h": 264}]
</instances>
